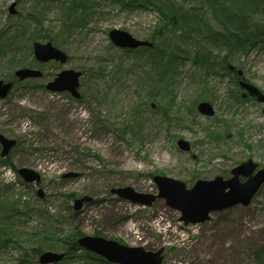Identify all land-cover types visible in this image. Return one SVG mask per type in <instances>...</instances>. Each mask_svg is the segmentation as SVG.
Wrapping results in <instances>:
<instances>
[{"label":"rangeland","instance_id":"1","mask_svg":"<svg viewBox=\"0 0 264 264\" xmlns=\"http://www.w3.org/2000/svg\"><path fill=\"white\" fill-rule=\"evenodd\" d=\"M73 1L0 0V80L13 81L21 68L44 73L41 78L15 84L7 97L0 98V133L18 141L9 154L10 163L0 164V189L9 198L24 193L28 201L45 200L52 224L64 233L57 234V239L75 224L84 235L95 236L99 231L98 236L127 246L147 251L163 248V264H253L251 252L264 245L262 190L248 206L214 212L205 223L186 225L181 213L164 199L140 206L121 200L112 189L131 186L141 193L157 194L154 177L158 175L192 187L199 179H228L231 170L248 159L264 167V103L235 96L231 88L238 85L233 77L223 75L218 67L208 70L195 63L193 48L186 47L191 50L189 57L174 68L173 85L148 100L149 105L158 104L166 111L169 122L159 123L160 115L147 109L145 116L153 130L145 131V141L120 138L116 129L131 117L130 105L140 99L136 92L145 88L148 64L134 66L132 56L115 46L109 33L117 28L140 40L151 38L155 30L151 20L157 18L154 11L161 13L157 7L161 1L95 0L96 11L88 24L69 31L66 24L72 19L67 13ZM38 2L40 22L28 20L35 18L31 5ZM14 3L16 13L12 14ZM14 33L17 38L11 41ZM48 33L57 39L51 41L53 45L68 53L66 64L36 60L32 45L50 42L45 39ZM209 48L213 56L228 52L223 48L219 53L213 45ZM229 59L244 71L247 82L264 91V46L234 53ZM63 69L84 73L80 90L88 101L46 89ZM202 102L212 104L213 116L198 111ZM180 139L192 149L181 150ZM0 159L5 158L0 155ZM21 167L38 171L41 182L27 184L18 173ZM67 173L78 176L63 178ZM40 188L43 199L37 195ZM69 193L75 199L90 196L94 200L83 205L76 221L67 219L60 224L56 218H66V205H74V200L64 197ZM39 218L33 215L16 222L11 230L25 242L37 226L44 228L39 224L45 220ZM13 249V245L2 249L0 264H16Z\"/></svg>","mask_w":264,"mask_h":264},{"label":"trees","instance_id":"2","mask_svg":"<svg viewBox=\"0 0 264 264\" xmlns=\"http://www.w3.org/2000/svg\"><path fill=\"white\" fill-rule=\"evenodd\" d=\"M95 0H74V5L68 6L67 16L71 17V22L67 25V30L71 31L73 27H82L88 24L89 20L95 14ZM150 1L151 0H144ZM161 4L158 9L161 11L164 23L155 27V30L149 38L153 42V47H140L136 50H130L135 65L141 63L148 64V69L144 70L145 88H139L136 92L140 99H136L130 105V115L121 124L120 129H116V133L122 139L127 137L132 140L143 142L147 134L145 131L153 130L149 126V118L145 116V112L151 110L160 115L159 123L168 121V115L163 108L157 104L156 109L152 110L148 100H152L160 94L164 87L173 85L177 69L176 66L181 65L183 61L189 57L193 48L195 54L192 56L197 64L211 69L218 67L222 74L229 75L235 79L233 74L227 68L230 63L229 56L234 53H244L252 48L264 46V0H160ZM124 4L126 1H122ZM166 2V3H165ZM39 4V5H38ZM130 7L133 3H128ZM40 3L31 5L34 12V19H28L40 22L38 11ZM136 7V6H135ZM72 12H75L72 16ZM31 18V17H29ZM181 32V33H179ZM11 41H15L17 34H12ZM4 37V36H3ZM14 39V40H13ZM33 36L31 40L34 41ZM46 40L56 42L57 39L52 34H46ZM15 44V43H14ZM215 46L219 49V53L223 48H227L228 52L224 56H213V52L209 46ZM33 47V45H32ZM188 49H187V48ZM214 61H209L212 58ZM211 71V70H210ZM217 73V71H216ZM16 80V78H15ZM18 82V81H17ZM22 85L21 83H18ZM234 95L242 99L241 88H231ZM144 93V96H143ZM83 94V100L86 99ZM0 164L10 163V158L0 159ZM5 189H0V252L2 249L9 248L10 245L16 249L12 250V254H16V264H39L38 256L48 250H61L66 252V257L62 262L56 264H87L93 262H102L112 264L104 260L102 257L96 256L89 251L81 250L78 246V239L84 236L78 225L73 224L71 231L57 239L59 232L52 220L54 219L47 210L45 200H36L31 202L24 199V193L14 194L12 198L6 197ZM263 204H264V186ZM67 200H74V194H65ZM264 207V205H263ZM68 215L60 220L56 218L60 224L67 219L76 221L79 211L74 210V206L66 205ZM33 215L45 220L44 228L37 226L31 233L28 240L22 242L18 237L17 231L11 230L16 222H25ZM39 218V219H40ZM51 222V223H50ZM100 235V232H96ZM33 243L34 246L26 248L24 243ZM7 251V250H6ZM251 257L253 264H264V245L257 246L252 252Z\"/></svg>","mask_w":264,"mask_h":264},{"label":"water","instance_id":"3","mask_svg":"<svg viewBox=\"0 0 264 264\" xmlns=\"http://www.w3.org/2000/svg\"><path fill=\"white\" fill-rule=\"evenodd\" d=\"M15 3L10 7L12 14H15ZM109 36L112 42L123 48H137L140 46H152L147 40L135 38L132 34L121 29H113ZM34 55L40 62L56 60L66 63L69 59L68 54L55 47L52 42H34ZM229 68L234 69L233 65ZM239 76H243V70H238ZM15 76L19 80L28 78L43 77V72L39 69L21 68L15 71ZM82 72L75 69H64L47 84V88L55 92L68 91L75 98H80L79 91L80 78ZM240 85L247 91L258 97L259 101L264 102V94L253 84L244 80ZM13 88V82L0 80V97L5 98ZM156 105L153 103L152 107ZM199 112L213 116L215 111L209 102H202L198 105ZM0 144L2 145L1 155L7 156L12 148L17 145V140L9 139L0 133ZM179 148L184 151L191 150V144L180 139L177 142ZM258 163L252 159L242 162L232 169V177L224 179L217 176L212 180L199 179L192 187L181 180L158 175L154 177L158 185L157 194L141 193L131 186L112 189V192L121 199L129 200L135 204L151 206L157 199H164L168 206L180 211L181 220L188 224H200L208 221L214 212L223 211L239 204L248 206L253 197L264 185V167L258 169ZM19 173L28 183L41 182V174L31 168L21 167ZM78 176L76 173L66 174L65 177ZM244 177L245 180H241ZM38 195L44 197L42 188L38 190ZM90 196H84L75 200L74 208L80 210L84 203L92 201ZM81 248H84L97 256L104 258L113 264H163L164 249L158 251H147L141 246H127L112 239L101 236L85 235L78 240ZM64 252L46 251L39 256L40 264H54L62 261L65 257Z\"/></svg>","mask_w":264,"mask_h":264},{"label":"flooded vegetation","instance_id":"4","mask_svg":"<svg viewBox=\"0 0 264 264\" xmlns=\"http://www.w3.org/2000/svg\"><path fill=\"white\" fill-rule=\"evenodd\" d=\"M16 78H18V77H16ZM18 81V79H16L13 83H15V82H17ZM25 81H27V80H25ZM25 81H18L17 83H23V82H25Z\"/></svg>","mask_w":264,"mask_h":264}]
</instances>
